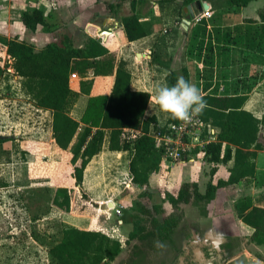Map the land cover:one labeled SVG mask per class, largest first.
Returning <instances> with one entry per match:
<instances>
[{
	"label": "trees",
	"instance_id": "trees-1",
	"mask_svg": "<svg viewBox=\"0 0 264 264\" xmlns=\"http://www.w3.org/2000/svg\"><path fill=\"white\" fill-rule=\"evenodd\" d=\"M194 1L197 0H183V5ZM251 1L253 0H226V5L243 7ZM106 4L110 11L117 12L123 1ZM132 7L134 9L135 0H132ZM259 15L264 31V8L259 10ZM22 20L33 30L39 25L47 30H55V24L46 21L45 13L40 8L24 11ZM120 23L130 41L147 35V30L136 13L122 16ZM5 42L7 52L13 58L12 66L22 77L24 92L37 107L52 111L54 149L68 150L76 139L71 149L74 168L72 175L76 186L82 190L83 197H88L83 191L84 172L102 147L104 129L109 130V149L131 151L129 168L135 184L148 183L150 175L160 170L165 147L158 146L155 138L149 134L159 128L157 123L152 125V119L145 118L149 93L132 88V74L127 62L117 59L100 39L89 36L82 45H76L70 35L63 34L59 40L49 42L39 50L19 37ZM75 72L80 77L77 93L88 96L87 106L80 119L66 111L76 92L70 82L71 74ZM90 72L94 76L115 75L111 92H96L95 79L89 77ZM2 73L0 65V75ZM182 75L190 83L186 67ZM182 75L171 69L166 76L167 86L174 85ZM203 97L207 107L199 117L206 124L218 128V131L214 139L194 152L201 153L204 161L212 163V176L217 172L219 163H227L233 158L235 163L228 179L220 178L216 183L210 179L205 191H201L197 181L183 182L176 194L167 191L164 200H168L175 210H179L182 203L197 202L207 205L215 199L219 188L255 178L258 151L264 149V135L261 132L264 129V114L260 118L245 108L249 94L207 93ZM153 120L156 122L155 117ZM124 128H141L146 133L131 144L122 138ZM9 138L6 136L0 142ZM75 198V188L57 186L52 203L70 212ZM255 200L254 196L244 194L234 201V206L238 217L253 228L251 241L264 245V205ZM94 205L98 207L97 203ZM139 208L141 214L135 215L128 240H138L145 247L154 248L158 240L171 238L172 232L180 223V214L177 215L174 211L162 219L158 217L165 213L163 202L149 207L140 201ZM204 214H207L206 208ZM121 246V241L101 231L70 227L63 239L50 248V254L56 264H110L120 253Z\"/></svg>",
	"mask_w": 264,
	"mask_h": 264
},
{
	"label": "rangeland",
	"instance_id": "rangeland-1",
	"mask_svg": "<svg viewBox=\"0 0 264 264\" xmlns=\"http://www.w3.org/2000/svg\"><path fill=\"white\" fill-rule=\"evenodd\" d=\"M110 1L118 3L123 0ZM208 3L214 10L227 6L226 0H211ZM15 10L9 0H0V65L3 70L0 75V135L10 137L8 140L0 142V264H56L50 254V248L63 239L70 227L109 233L112 234L111 237L121 241L120 253L110 261V264H181L187 261L203 264L210 261V250L212 251L216 247L221 250L225 245L228 246L227 257H237L234 261L235 264H264V245L251 241L253 228L241 222L238 217L234 206L236 195H230L226 190H220L213 199L215 201H211L210 210H208V205L197 202L182 203L180 209L175 210L168 200H164L167 190H162L158 186L160 176H166L168 172L174 170V166L180 167L182 169L180 174L178 168H175L174 171L178 175L184 176L189 170L187 167L193 163L184 165L178 161L172 162L163 159L164 166L161 163L162 167L157 172L159 179L154 181L156 184L153 183L160 190L155 192L150 189L138 190L126 186L124 180L130 173L129 166L132 155L124 156L109 152L102 154L100 160L105 165L102 170V178L107 180L109 185L99 193L104 199H112L114 206L101 209L100 205L97 207L92 204L88 207V197H83V192L80 190L72 201L74 212L71 210L70 213L64 214L57 208L54 210L52 200L55 181L47 180L43 174L50 171L54 165L53 162H61L63 169L65 161L63 158H66V152L55 151L53 131L52 134L49 131L50 124H52L51 117L49 114L36 111L33 106L34 101L22 88V77L15 72L12 66L13 58L7 52L5 40L9 39V36H13L16 29L12 25L17 20ZM112 14L114 13H108L109 16ZM121 17L122 9L118 11L117 19L120 20ZM195 17L192 19L193 22L196 21ZM216 20L217 14L212 12L211 17L199 22L208 25ZM105 24L100 22L101 29L90 26L86 30L84 28V31L76 30L74 33L76 41L82 44L90 34L103 40L106 36L101 30ZM184 24L185 27L189 25L186 22ZM259 31L261 29L256 33ZM207 34L203 35L202 39L192 38L195 54L205 49V64L208 67L205 68L202 77L194 75L192 78L194 85L202 83L201 78H204L206 84L210 80L217 79L214 77L216 71L209 70L211 64L216 65L210 61L211 52L215 53L213 46L210 45H214L216 51L217 33L214 30ZM182 37L184 36L182 35ZM119 53L123 59L124 48L120 49ZM239 57L240 61H238ZM239 57L234 61V65L236 69L239 67L241 70L243 69L241 65H244L241 62L243 57ZM259 64L261 63L257 60L255 69L251 70L247 77H242L244 74L239 73L240 78L237 76L234 81L242 84L244 92L262 91L260 98L254 102L253 108L255 113L263 116L264 75L260 74L264 72V66L261 68ZM164 66L168 68L170 65ZM181 66L179 65L176 69L179 70ZM197 67L202 69L201 66ZM180 74L182 75V71ZM159 76L157 89L166 85L164 72H162V76L161 74ZM111 84L112 80H104L102 82L103 89L109 91ZM258 106L260 108H257ZM158 112L159 121L163 125L170 118L160 109ZM261 132L264 135V129ZM75 142L76 139L69 148L70 152ZM194 151L186 161L198 159V155L201 153L198 154ZM262 154L264 155V149H262ZM256 163L257 166L258 163L264 164V156L263 161L257 156ZM175 178L174 175L171 181L173 183L170 184L174 194L183 183L177 182V186H174ZM50 182L53 187L48 186ZM246 186L244 194L254 196L255 201L264 205V168L258 172L255 178L247 179ZM205 188L206 186L202 185V190ZM140 201L149 207H152L154 203L163 202L165 213L158 215L161 219L174 211L177 215H181L180 223L172 232L171 238L163 241L158 240L157 246L154 248L145 247L138 240H128L129 233L133 228L134 217L141 214ZM205 208L207 214H204ZM94 213L100 215L95 224L89 220ZM81 214L83 217L79 216ZM124 221L131 224V228L127 229L129 231L124 230Z\"/></svg>",
	"mask_w": 264,
	"mask_h": 264
},
{
	"label": "crops",
	"instance_id": "crops-1",
	"mask_svg": "<svg viewBox=\"0 0 264 264\" xmlns=\"http://www.w3.org/2000/svg\"><path fill=\"white\" fill-rule=\"evenodd\" d=\"M9 1L11 6L13 5V9H16L15 11L17 14L15 17L17 20L13 22L14 24L12 23L17 31L15 29L13 36H9V39L14 37L24 39L25 41L32 43L36 50L43 48L49 42L59 40L63 34L70 35L74 39L76 45H82L83 43L80 44L76 41V37L74 36L76 30L84 31V28L86 30V28H89L90 26L101 29L100 22H102V24L106 23L101 32L104 33L105 31H109V34L105 35L106 37L103 40L95 35L90 34V36H95V38L100 39L102 43L116 55L117 59H121L119 50L124 48L123 59L127 62V67L132 74L131 86L135 90L147 91L149 93V101L150 98L156 94L158 79L160 77L159 74L162 76V72H164V81L166 82V85L167 81L165 79L171 69H175L180 73V71L183 72L184 67H186L190 75L191 84H194L192 80L194 75L202 77L201 75L205 73V68H208L205 64L206 51L205 49L204 51L201 50L199 53L196 51L197 54H195L192 46V38L202 39L203 35H208V32L211 33L215 30L217 33V45L216 51L215 46L212 44L210 45L211 47L213 46L215 52H211L212 56L210 57V61L216 63V65L211 64L212 66L209 70L216 71L214 77L217 79L210 80V82L206 84L204 83V78H201L202 83L195 86L203 95L207 93L219 95L249 94L250 98L245 104V108L254 113L257 117H262V115L255 113L253 108L254 102L260 98L259 96L262 95V91L253 90L252 92H244L242 91V84L234 81V79L237 76L240 78L239 73L244 74L242 77H247V74L249 75V72L255 69V62L257 60L260 61L261 64L259 65L261 68L264 66V31L262 30L263 22L259 15V10L264 8V0H253L247 6L243 7L225 6L216 8L215 10L212 9V5L209 3V8L212 9L213 13L217 14V20L214 23H208V25L204 22H193L192 19H194V15L196 14V7L192 6L189 8L188 5H183V0H135L134 9L132 7V0H123V4L118 8V11L122 9V16L136 13L140 16V19L147 30V35L145 37L133 41L128 39L120 20L117 19L118 11H110L107 7V2H113L110 0ZM34 8H40L44 11L46 21L50 24H55V30H47L43 25H39L37 29L33 30L23 23V12ZM109 12L114 14L109 16ZM189 16L191 17L189 18ZM187 18L190 22L186 21ZM184 22L189 25L185 27ZM208 27L210 29H207ZM260 29L261 31L256 33V31ZM182 35L184 37H182ZM207 49L208 46L206 50ZM239 56L243 57L241 62L244 65H241V67H243L241 70L239 67L236 69L234 65V61H236ZM238 61H240V57ZM166 64L170 66L167 68L164 66ZM179 65L182 66L178 70L176 68ZM197 66H201L202 69ZM260 75L263 76L264 72ZM89 77H94L95 79L96 92H111L115 82V75L94 76L93 73L90 72ZM107 79L112 80L109 91L104 90L102 86V82ZM79 81L80 78L71 79L70 77L71 85L75 87L76 92L73 94L70 103L66 108L67 113L76 119L81 118L88 102V96L77 93L79 91L76 87ZM149 101L145 109V118L152 117V124H161V121H159L160 117H158L159 107L155 103H149ZM33 106L37 112L49 114L52 119V111L50 109L40 108L35 104ZM257 108L260 107L258 106ZM153 117L156 118V122H154ZM168 120H166V122ZM50 126L51 128L49 131L52 134V124H50ZM103 131L104 138L102 147L93 157L84 172L83 191L88 195V207L94 203L101 206L102 203L112 201V199H104L99 193L100 190L109 185V182L102 178V170L105 166L104 162H101L100 160L102 154H108L109 152L112 154H123L124 156L132 155L129 150L119 151L109 149V130L104 129ZM217 131L218 128H216V133ZM55 151L66 152V158H63L65 159L63 162L64 167L62 169L61 162H53L54 165L51 164L52 167L50 168V171L43 174L44 178L55 181L54 187L51 185V182L50 185H48L49 187L56 188L57 186H67L69 188H75V195L77 196V193L80 192L81 189L76 186V180L72 175L74 169L71 162L72 152H70V149H55ZM263 156L262 150H259L258 159H262L263 161ZM105 163L107 164L106 161ZM188 163L193 164L187 167L189 170L186 171L184 176L178 175V173H181L180 171H182V169L178 166H174V170L175 168L179 169L178 173L172 170L171 172H168V174L166 172V176H160V179L158 178L157 172L152 173L149 177L148 183L144 185L135 184L132 180L133 176L131 172L128 173L129 176L124 181L129 188L133 187L138 190L150 189L158 192L160 189L153 185V183L156 184L154 181L158 178L160 180L158 186H160L162 190H167L173 193L174 191L171 189L170 184L173 183L171 181L175 175L176 183L174 186H177V182L197 181L201 191H205L202 190V185L207 186L210 179L215 183L220 178L228 179L235 161L233 158L227 163H219L217 165L218 170L213 176L210 174L212 164L204 161L201 155H198L197 160L180 162V164L184 165ZM162 166H164V163H162ZM262 168H264V164L258 163L257 174ZM182 178L184 181H182ZM246 181L247 179H244L236 184L221 187L218 189L217 194L220 190H226L230 195H236V200L244 195L243 191L247 188ZM48 182L49 181H47V183ZM214 201L215 200H212V202ZM212 202L207 204L208 210L211 209L210 206ZM53 206L55 207L54 210L57 208L64 214L70 213L62 210L56 205ZM72 211H75L74 207ZM79 216L83 217V214ZM99 216L100 215H97V213H94L90 216L89 220L93 221V224H95V222H98ZM241 222L243 221L241 220ZM124 225V230L131 228L129 222L124 221ZM82 229L91 230L86 228ZM109 235L111 236L112 234Z\"/></svg>",
	"mask_w": 264,
	"mask_h": 264
},
{
	"label": "built area",
	"instance_id": "built-area-1",
	"mask_svg": "<svg viewBox=\"0 0 264 264\" xmlns=\"http://www.w3.org/2000/svg\"><path fill=\"white\" fill-rule=\"evenodd\" d=\"M212 16V9H203L196 15V21ZM80 78L78 73H72L71 79ZM158 130H153L151 134L158 146H164L163 159L172 162H183L190 158L191 152L202 147L208 141L214 139L216 128L206 124L199 116L191 123L181 121H167L163 125L159 124ZM146 132L141 128H124L122 138L134 144L138 137Z\"/></svg>",
	"mask_w": 264,
	"mask_h": 264
},
{
	"label": "clouds",
	"instance_id": "clouds-1",
	"mask_svg": "<svg viewBox=\"0 0 264 264\" xmlns=\"http://www.w3.org/2000/svg\"><path fill=\"white\" fill-rule=\"evenodd\" d=\"M149 103H155L168 118L184 123H191L207 107L202 92L182 76L171 87L156 89Z\"/></svg>",
	"mask_w": 264,
	"mask_h": 264
},
{
	"label": "flooded vegetation",
	"instance_id": "flooded-vegetation-1",
	"mask_svg": "<svg viewBox=\"0 0 264 264\" xmlns=\"http://www.w3.org/2000/svg\"><path fill=\"white\" fill-rule=\"evenodd\" d=\"M227 250H228V246L226 247V245L221 250L218 249L217 247L212 251L210 250L209 251L210 261L203 264H235L234 261L237 257H227V252H228ZM181 264H197V263L193 261H187Z\"/></svg>",
	"mask_w": 264,
	"mask_h": 264
},
{
	"label": "water",
	"instance_id": "water-1",
	"mask_svg": "<svg viewBox=\"0 0 264 264\" xmlns=\"http://www.w3.org/2000/svg\"><path fill=\"white\" fill-rule=\"evenodd\" d=\"M189 8H191L192 6L196 7V14L194 15V17L199 14L201 12L202 9H208L210 7L209 3L208 2H201V0H197V1H194L193 3L189 4L188 5ZM201 9V10H200ZM191 16H189L190 18ZM187 22H190V20L187 18L186 19ZM105 35H108L109 34V31H105L104 32ZM6 136L4 135H0V140L2 139H5ZM114 206V202L113 201H110V202H107V203H102L101 204V208L102 209H108L110 207Z\"/></svg>",
	"mask_w": 264,
	"mask_h": 264
}]
</instances>
